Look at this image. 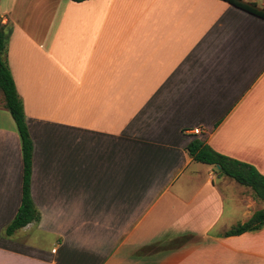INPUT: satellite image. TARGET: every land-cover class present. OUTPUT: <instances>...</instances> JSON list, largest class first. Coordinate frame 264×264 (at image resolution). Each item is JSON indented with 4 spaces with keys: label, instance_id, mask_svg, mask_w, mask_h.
Here are the masks:
<instances>
[{
    "label": "crops",
    "instance_id": "1",
    "mask_svg": "<svg viewBox=\"0 0 264 264\" xmlns=\"http://www.w3.org/2000/svg\"><path fill=\"white\" fill-rule=\"evenodd\" d=\"M0 18L40 215L5 235L24 165L1 100L0 264H264V227L225 235L264 203L187 150L264 176V19L223 0H0Z\"/></svg>",
    "mask_w": 264,
    "mask_h": 264
},
{
    "label": "trees",
    "instance_id": "2",
    "mask_svg": "<svg viewBox=\"0 0 264 264\" xmlns=\"http://www.w3.org/2000/svg\"><path fill=\"white\" fill-rule=\"evenodd\" d=\"M81 3L87 0H70ZM229 4L244 10L252 15L264 19V9H259L255 4L245 3L242 0H223ZM11 35V30L7 25L2 24L0 18V93L2 95L3 108L8 111L16 125L23 155V186L21 205L11 223L5 229L7 237L12 236L17 231L27 225L38 222L40 215L37 212L30 196V173L32 164V141L25 122L23 106L18 98L12 77L6 63V46ZM193 161L211 165L218 168L219 175L226 176L240 186L250 189L255 201L264 203V176L260 175L252 166L227 157H224L211 148L194 140L187 148ZM264 227V210L257 211L244 224H239L228 231L226 236H238L247 232H254Z\"/></svg>",
    "mask_w": 264,
    "mask_h": 264
},
{
    "label": "rangeland",
    "instance_id": "3",
    "mask_svg": "<svg viewBox=\"0 0 264 264\" xmlns=\"http://www.w3.org/2000/svg\"><path fill=\"white\" fill-rule=\"evenodd\" d=\"M1 100H2V95H1V93H0V102H1ZM238 188L241 189V187H240L239 185H238ZM245 190H247V189H245ZM227 203H228V202H227ZM238 215H240L239 212H238ZM239 217H240V216H239ZM239 217H238V218H239Z\"/></svg>",
    "mask_w": 264,
    "mask_h": 264
}]
</instances>
